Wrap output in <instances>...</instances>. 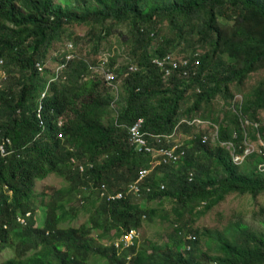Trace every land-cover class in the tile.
I'll use <instances>...</instances> for the list:
<instances>
[{
    "label": "trees",
    "instance_id": "obj_1",
    "mask_svg": "<svg viewBox=\"0 0 264 264\" xmlns=\"http://www.w3.org/2000/svg\"><path fill=\"white\" fill-rule=\"evenodd\" d=\"M92 1L87 6V0H79L83 6L77 11L69 3L62 6L53 0H0V71L7 76L0 82V143L12 142L7 147L9 156L0 154V253L7 249L16 253L2 264H91L93 257L106 264H126L129 254L133 255L130 264H264V235L245 225L227 229L226 234L237 233L230 237L205 231L187 240L179 234L183 231L179 223L186 213L203 216L234 193L255 199L264 194V172L258 170L261 161L236 166L221 145L232 144L243 155L245 133L251 141L257 142L258 135L264 140V128L252 126L260 124L259 114L264 112V81L241 107H233L232 91L234 86L242 89L264 68V0ZM107 22L129 23L131 27L132 61L119 65L116 73L121 75L132 64L140 69L122 79L124 104L113 103L111 88L103 80L89 77L100 58L90 60L77 51L80 58L68 63L65 82L54 83L43 100V127L38 111L52 71L47 69L43 74L37 64H47L66 26L103 27ZM164 22L173 37L162 38L153 50ZM111 30L90 31L88 41L95 42L96 35L100 44ZM190 31L196 35L193 52L183 56L191 60L190 75L185 78L177 71L166 82L152 59L173 53L169 49L185 42ZM200 48L205 53L193 59ZM64 56L62 53L59 58ZM109 61L113 70L115 58L109 56ZM195 61L199 66L193 69ZM191 93L194 102L182 113V104ZM219 99L228 108L223 121L201 114L204 109L212 112ZM112 103H116L115 115H111ZM182 119L211 122L219 128V140L213 146L210 142L205 145L203 137L208 133L181 128L194 137L185 145L186 158L178 166H162L152 172L143 184L150 191L143 189L140 197L151 203L171 201L178 226L163 247L135 246L119 257L113 239L131 228L140 229L144 219L152 221L158 211L139 206L131 195L112 202L102 200L96 190L106 185L112 193L125 192L141 170L149 169L150 157L129 145L131 126L143 120V133L170 136ZM246 120L251 124L248 127H244ZM162 144L171 146L166 140ZM80 166L87 168L85 175ZM53 173L68 184L51 194L45 207L46 220L38 226L36 187ZM82 211L90 213L88 225L63 226ZM22 218L26 223L20 221ZM91 232L98 243L90 239ZM204 236L214 238L216 255L200 248ZM108 238L109 244L103 245Z\"/></svg>",
    "mask_w": 264,
    "mask_h": 264
},
{
    "label": "rangeland",
    "instance_id": "obj_2",
    "mask_svg": "<svg viewBox=\"0 0 264 264\" xmlns=\"http://www.w3.org/2000/svg\"><path fill=\"white\" fill-rule=\"evenodd\" d=\"M87 6L93 4L92 0H87ZM55 4H61L62 6L65 3H69L72 7L78 8V10H82V3L79 0H53ZM111 28V35L100 44L96 41V35L94 37L95 42L88 41V35L90 31H94L95 33L104 32V29ZM130 24H119L116 25L113 22H107L103 27L97 25L95 27H88L86 25H70L66 26L65 33H62L61 41H58L54 44L51 52L50 58L47 61L48 67L51 71L54 69L56 65V58L57 55H61L63 51L66 49V45L69 42H74L75 46L77 47V51L82 56L89 57L91 59L97 58H106L111 56L115 58L116 65H126L127 63L132 61V57L130 55L131 50V34H130ZM160 36L157 37L153 42V50H155L160 44L161 40L164 37L172 38V32L169 28V24L164 22L159 26ZM82 39L86 40V43L82 42ZM196 39L195 31H190L187 33L185 37V42L182 44H176L174 47L170 48L176 57L183 58V56L188 55L189 53L193 52V41ZM97 50V53L94 51ZM205 52L201 48L198 49L197 54L203 55ZM223 59L225 61H229V59L224 56ZM110 63V61H109ZM49 76V75H47ZM50 77V76H49ZM89 77L93 79L100 80L101 74L100 73H93L90 74ZM264 81V68H262L259 72L253 74L250 79L246 82L245 86L242 89L238 87H232L233 94L235 95V100L233 101V107L240 106L245 101L246 98L252 96L255 89ZM112 96L116 97L115 93L111 92ZM125 96V92L123 89V82L120 83L119 86V93H118V100L115 102L123 103V99ZM113 99V100H114ZM194 102L193 93L186 97L185 101L182 104L181 112L184 113L188 108L192 106ZM114 103V102H113ZM112 103V104H113ZM116 103L111 106V115H115L116 111ZM228 111V108L225 106V102L219 99L212 107V112H208V110L204 109L201 114L206 116H211L213 119L218 118L219 120L223 121L225 119V114ZM111 117V116H110ZM259 128H264V112L259 114ZM65 122V119H63ZM248 124H244V127ZM249 126V125H248ZM247 126V127H248ZM195 131H202L208 133L210 137V144L213 146L218 140L216 138V132L213 129H204V130H197ZM249 130V128H248ZM196 134V133H195ZM192 137L186 135L182 132V140L181 144L186 145L187 142L190 141ZM264 141V140H263ZM251 143H255L256 147L258 146L259 149L261 147L259 144L257 145L256 142L250 141ZM264 143V142H263ZM258 154V153H257ZM257 156V155H256ZM260 164L264 163V158L257 156L256 159L249 158L245 160L244 164L241 166L243 167L245 164L253 165L256 162ZM258 165V166H259ZM216 174H220L219 172H215ZM68 184L67 181L62 178L61 176L53 173L48 176L43 181H39L36 187L37 193V204L39 206L37 211V218H38V226H41L46 220V210L45 207L50 200L51 194L53 192ZM88 193L86 196H89ZM96 196V195H95ZM79 198V196L77 197ZM135 202L142 207L154 208L157 209L158 215L152 220L147 221L144 219L143 226L139 229V236L140 238L137 240V248L140 246H145L148 248H152L153 246L163 247L165 243L168 241L169 235L173 232V228L178 226L174 224L175 221V214L173 212V203L171 201L164 200L163 202H147L146 200H141L140 198H135ZM77 204V200L74 202ZM200 210L203 207L199 208ZM197 209V211H200ZM90 218V213L82 211L79 217L74 220L73 222L66 223L63 225L65 228L72 227V228H81L83 225H88ZM183 223H186L184 225ZM180 226L183 228V236L192 235L194 239L200 236V233L208 231L210 234L214 233H221L225 235V237H230L229 234L232 236H236L237 233L234 231H230L226 234L227 229L237 225H245L247 226L253 233L257 235H264V194L260 195L256 199L253 198L249 194L240 195V194H230L228 195L219 205L213 207L209 210L205 215L198 216L196 212L193 215H189L186 213L183 218V222L179 223ZM175 225V226H174ZM191 232V233H186ZM90 239H94L96 243H98V238L95 235V232H91ZM112 232L108 233V237H110ZM116 239V238H115ZM110 238L105 239L102 244L108 245L110 242ZM114 240V239H113ZM200 248L202 251L209 253L210 255H216L217 249L215 246L214 238L209 236H204L200 241ZM184 250V249H183ZM16 255L13 249H7L6 251L0 253V264L7 262L9 259L13 258ZM91 264H106L105 261L101 260L100 258L95 259L92 258Z\"/></svg>",
    "mask_w": 264,
    "mask_h": 264
},
{
    "label": "built area",
    "instance_id": "obj_3",
    "mask_svg": "<svg viewBox=\"0 0 264 264\" xmlns=\"http://www.w3.org/2000/svg\"><path fill=\"white\" fill-rule=\"evenodd\" d=\"M65 55L63 59L59 58L56 61V65L52 70V75L50 76L49 82L45 91L42 93L41 101H40V109L38 111V117L41 120V125L45 127V121L43 120L42 110H43V100L46 99L49 94L51 93L52 85L56 82H65V70L67 68L68 63L72 62L75 59H79V55L77 54V48L74 42H69L66 45V49L63 51ZM198 54H195L193 59H197ZM109 63V56L106 58H100V62L96 66H92V74L93 73H100L101 80L107 84L111 91H113L116 95L113 102L118 100V93H119V86L120 83L123 82L122 79L129 77L131 74L137 73L140 69L137 64H132L128 66L125 71L121 72V75L116 73V70L119 68V65H116L114 69H110L108 66ZM2 65V62H0ZM152 65L161 73L164 81H169L175 72H181L183 77H189V70L191 69V60L185 58H178L174 54H168L164 58H153ZM199 66V61L194 62L193 69H196ZM189 68V70H188ZM37 69L41 73L45 74L47 69H50L48 65H42L41 63L37 64ZM195 75V74H194ZM122 77V78H121ZM7 78L6 74L3 71H0V82L5 81ZM246 123L251 125L247 120ZM245 123V124H246ZM144 121L139 120L133 126L128 129V136H129V145L139 154L147 155L150 157V164L149 169L141 170L139 172L138 178L136 181L127 185L125 192H117L112 193L108 190L106 185H102L101 187L97 188V194L99 195L100 199L107 200L108 202H112L115 200H121L126 197V195L134 196L135 198L141 197V192L144 189L146 192L150 191L149 187L143 188V184L145 179L151 175L157 168L162 166H169V165H180L184 159L186 158V151L185 145L181 144L182 140V127L188 126L189 128L197 129V130H204L215 128L216 129V138L219 140V128L215 127L211 122L203 121L200 119L194 120H187L182 119L170 136H153L147 133H143ZM64 125V121L61 120L59 126L62 127ZM247 125V126H248ZM255 127L256 130H259V124L252 125ZM236 138V135L234 136ZM194 137L190 139L193 140ZM164 140L167 141L170 147H163ZM210 138L209 136L203 137V143L205 145L209 144ZM250 138L247 133L244 136V145L245 150L244 154L240 155L237 153V149L232 144H221L225 146V148L230 152L231 158L233 163L236 166H241L244 164L245 160H248L250 156L257 155L261 158H264V141L258 135V141L256 142L257 145L261 147V149L256 147L255 143L250 142ZM12 146V142L10 140L5 141L4 143H0V154L5 158L9 156L8 148ZM258 153V154H257ZM75 161L73 160V163ZM86 167L80 166V172L82 175L86 174ZM258 170L260 172H264V163L258 166ZM192 177V174H191ZM161 189H164V185L161 186ZM79 199L82 201V197L79 196ZM30 216V214H28ZM143 218H146L144 215ZM23 223H26V218L20 219ZM179 234H183L181 231ZM140 238L139 236V229L131 228L127 231H123L120 236L112 242L113 246H115L117 256H122L124 252H129L132 247H137V240ZM184 238L187 240L194 239L192 235H187ZM187 251L191 249L189 245L185 248ZM133 255L129 254L126 259V264H130Z\"/></svg>",
    "mask_w": 264,
    "mask_h": 264
},
{
    "label": "clouds",
    "instance_id": "obj_4",
    "mask_svg": "<svg viewBox=\"0 0 264 264\" xmlns=\"http://www.w3.org/2000/svg\"><path fill=\"white\" fill-rule=\"evenodd\" d=\"M120 257V256H119Z\"/></svg>",
    "mask_w": 264,
    "mask_h": 264
}]
</instances>
